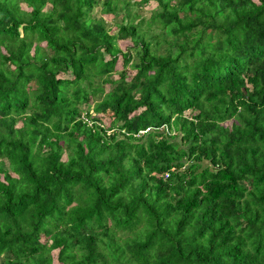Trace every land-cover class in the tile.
Returning <instances> with one entry per match:
<instances>
[{
	"label": "trees",
	"instance_id": "16d2710c",
	"mask_svg": "<svg viewBox=\"0 0 264 264\" xmlns=\"http://www.w3.org/2000/svg\"><path fill=\"white\" fill-rule=\"evenodd\" d=\"M54 260L264 264V0H0V264Z\"/></svg>",
	"mask_w": 264,
	"mask_h": 264
},
{
	"label": "rangeland",
	"instance_id": "374dc122",
	"mask_svg": "<svg viewBox=\"0 0 264 264\" xmlns=\"http://www.w3.org/2000/svg\"><path fill=\"white\" fill-rule=\"evenodd\" d=\"M150 7H151V4H150V5H145L144 7H142V9H141V13L144 14V15H147V14H148V11H147L146 9H148V8H150ZM94 14H95V15L97 14L98 16L100 15L101 17H104L107 26L111 25V24L113 23L114 20L119 21V16L113 18L111 15L98 13L97 10L95 11V13L92 12V15H94ZM122 48H123V46H122ZM116 67H117V69L120 68V67H119V60H118L117 63H116ZM96 115H97V114H96ZM93 116H95V115H93ZM203 163H205V162H203ZM52 253H53V257H55V255H56V251L53 250ZM54 264H60V263L57 262V260H54Z\"/></svg>",
	"mask_w": 264,
	"mask_h": 264
}]
</instances>
